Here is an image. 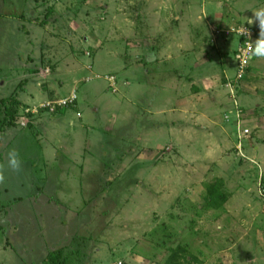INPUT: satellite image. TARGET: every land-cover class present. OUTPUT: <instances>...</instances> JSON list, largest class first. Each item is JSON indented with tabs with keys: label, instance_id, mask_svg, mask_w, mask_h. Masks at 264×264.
Returning a JSON list of instances; mask_svg holds the SVG:
<instances>
[{
	"label": "rangeland",
	"instance_id": "1",
	"mask_svg": "<svg viewBox=\"0 0 264 264\" xmlns=\"http://www.w3.org/2000/svg\"><path fill=\"white\" fill-rule=\"evenodd\" d=\"M261 7L0 0V164L22 161L0 184V264H264V58L234 78ZM71 90L57 125L8 123Z\"/></svg>",
	"mask_w": 264,
	"mask_h": 264
},
{
	"label": "built area",
	"instance_id": "2",
	"mask_svg": "<svg viewBox=\"0 0 264 264\" xmlns=\"http://www.w3.org/2000/svg\"><path fill=\"white\" fill-rule=\"evenodd\" d=\"M246 30L247 34H242V32ZM235 33L237 34V44L235 50L236 71L234 78L235 81H239L246 73L250 60L253 58L249 51V43L254 42L255 30L250 26H242L239 27ZM76 98V90H71L68 95L64 97L43 100L42 102H37L31 104L30 106H22L19 108L18 112H16V116H18L16 118V123H18L20 126H25L27 121L35 117L37 114L45 113L51 115L58 109L74 102ZM244 132H247V129H245Z\"/></svg>",
	"mask_w": 264,
	"mask_h": 264
},
{
	"label": "clouds",
	"instance_id": "3",
	"mask_svg": "<svg viewBox=\"0 0 264 264\" xmlns=\"http://www.w3.org/2000/svg\"><path fill=\"white\" fill-rule=\"evenodd\" d=\"M258 22L259 24V36L258 38L249 43V51L252 56L258 58H264V7L258 8L253 11V17L248 19V23H255ZM242 34H247V30L242 32ZM7 169L4 164H0V184H2L5 180V171L11 170L14 172H19L22 167V161L20 159V154L15 149L10 150L7 155Z\"/></svg>",
	"mask_w": 264,
	"mask_h": 264
},
{
	"label": "trees",
	"instance_id": "4",
	"mask_svg": "<svg viewBox=\"0 0 264 264\" xmlns=\"http://www.w3.org/2000/svg\"><path fill=\"white\" fill-rule=\"evenodd\" d=\"M8 113L10 115V119L8 123L11 124L13 120L15 121L16 107L10 105L8 108ZM207 196L210 198V204L214 206H218L224 203V201H226L225 195L223 193H219L216 187H208ZM61 255L62 254L60 253L59 250L49 252L40 264H62V260L60 259ZM183 257L184 256L181 254H175L170 257L168 256L163 264H182L180 259ZM184 264H189V263H184Z\"/></svg>",
	"mask_w": 264,
	"mask_h": 264
},
{
	"label": "crops",
	"instance_id": "5",
	"mask_svg": "<svg viewBox=\"0 0 264 264\" xmlns=\"http://www.w3.org/2000/svg\"><path fill=\"white\" fill-rule=\"evenodd\" d=\"M35 63H36V61H35L34 63L32 62L31 65H34ZM31 65H30V66H31ZM249 70H250V69L248 68V71H247L248 73L250 72ZM51 99H52V98H51ZM34 103H37V102H34ZM41 115H42V114H41ZM41 115H40V116H41ZM53 115H55V114H53ZM64 119H65V118H63L62 120H64ZM51 121H52L51 124H56V125H57L58 122L61 121V119H60V117H57V116L55 115V118L52 119Z\"/></svg>",
	"mask_w": 264,
	"mask_h": 264
}]
</instances>
